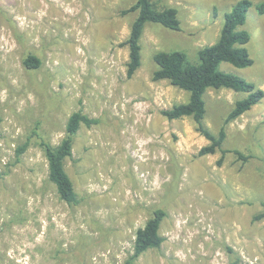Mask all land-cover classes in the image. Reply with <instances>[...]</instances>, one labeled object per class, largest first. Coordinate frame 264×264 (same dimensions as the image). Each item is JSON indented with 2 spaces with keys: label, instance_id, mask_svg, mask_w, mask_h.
I'll return each mask as SVG.
<instances>
[{
  "label": "rangeland",
  "instance_id": "obj_1",
  "mask_svg": "<svg viewBox=\"0 0 264 264\" xmlns=\"http://www.w3.org/2000/svg\"><path fill=\"white\" fill-rule=\"evenodd\" d=\"M137 0H0V264H127L138 229L166 216L165 241L131 264H264V98L231 122L222 153L191 117L162 112L190 93L154 81L158 52L199 51L215 44L225 14L240 0H151L179 11L180 31L148 23L142 65L127 77L128 39ZM241 30L254 63L219 70L264 91V13L250 0ZM29 56L41 66L29 69ZM246 93L209 89L204 125L218 134ZM82 125L65 169L78 203L63 201L49 179L43 141L58 146L72 114ZM27 144L18 155L19 147Z\"/></svg>",
  "mask_w": 264,
  "mask_h": 264
},
{
  "label": "trees",
  "instance_id": "obj_2",
  "mask_svg": "<svg viewBox=\"0 0 264 264\" xmlns=\"http://www.w3.org/2000/svg\"><path fill=\"white\" fill-rule=\"evenodd\" d=\"M252 5L253 3L250 0H240L230 12L225 14V22L217 42L199 51L198 63H191L187 55L179 51L158 52L154 56L158 69L153 74V80H167L172 86L190 93L187 103L175 105L171 109L164 110L162 114L168 120H178L184 117L193 118L197 131L209 141L207 146L200 149L198 155H213L220 151L222 158L218 161L219 165L222 164L224 155L228 152L223 149L227 137V126L259 104L264 98V91L256 88L253 83L219 70L222 63H229L241 69L253 65L254 61L247 49L250 35L240 29L245 25L247 13ZM257 7L260 13H264V3L259 4ZM131 13H138V17L133 22L130 35L124 43L129 48L128 78H132L142 65L141 38L146 24H158L176 31L181 29L179 11L175 7L160 8L151 0H137L135 4L121 12L122 15ZM24 65L29 69H37L41 66V61L35 56H29L24 61ZM209 89H230L247 94L246 98L235 103L217 135L213 134L204 125L206 114L204 95ZM96 123L97 120L91 119L81 112H76L69 118L66 136L58 146H53L45 141L41 143L48 162L49 179L56 186L60 198L71 205L78 203V195L71 178L66 172L65 162L72 157L75 136L81 126L91 127ZM27 146L25 144L19 147L17 154H23ZM1 179L2 174L0 173V181ZM262 205L263 211L254 217L255 221L264 219V202ZM165 216V211L158 209L144 227L138 229L134 255L127 264H131L132 260L139 258L147 251L159 249L162 246L165 239L160 234V228ZM230 264H240V260L234 259Z\"/></svg>",
  "mask_w": 264,
  "mask_h": 264
}]
</instances>
